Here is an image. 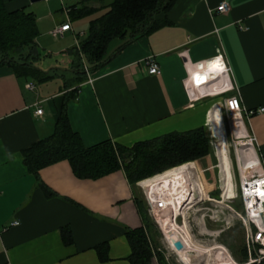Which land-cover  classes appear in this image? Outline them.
I'll use <instances>...</instances> for the list:
<instances>
[{
	"label": "crops",
	"instance_id": "0c3cea01",
	"mask_svg": "<svg viewBox=\"0 0 264 264\" xmlns=\"http://www.w3.org/2000/svg\"><path fill=\"white\" fill-rule=\"evenodd\" d=\"M4 1L9 11H28L31 5V0ZM69 1L72 4L45 0L38 14L31 11L40 34L41 29L51 34L66 23L72 29L60 37L72 30L77 34L76 45L62 50L60 59H51L42 68L38 67L41 56L33 60L52 78L53 70L69 72L64 86L58 90L39 87L31 77L18 76L10 65L0 66V264H133L127 231L140 227L148 231L139 205L146 199L124 169L83 179L68 160L44 167L38 176L25 164L23 151L54 133L68 91L76 88L67 111L71 126L87 147L108 140L133 147L140 141L203 126L217 134L223 114L216 123V106L233 93L193 99L188 88L193 87L192 74L197 80L199 71H217L220 77L225 65L232 68L244 104L249 109L264 107V0H175L168 11L157 15L166 24L136 39L120 38L113 50L109 46L105 63L91 71L92 82L89 75L81 81L75 71L77 58L71 50L79 47L85 29L73 22L89 17L90 27L91 20L104 11L105 6H100L104 0ZM222 2L229 4L228 12L217 10ZM74 6L95 11L74 19ZM57 11L66 20L56 18ZM150 56L161 65V75L148 72L144 61ZM213 62L222 66L209 67ZM29 82L36 84L35 90L27 88ZM39 107L42 115L36 113ZM244 132L257 137L264 160V112L250 121L245 118ZM214 148L211 142V152L195 161L200 171L215 165ZM250 149L256 154L257 149ZM221 151L219 147L222 161ZM222 175L225 185L223 170ZM40 182L55 194L47 195ZM15 221L20 224L12 225ZM149 264L159 262L154 256Z\"/></svg>",
	"mask_w": 264,
	"mask_h": 264
},
{
	"label": "trees",
	"instance_id": "16d2710c",
	"mask_svg": "<svg viewBox=\"0 0 264 264\" xmlns=\"http://www.w3.org/2000/svg\"><path fill=\"white\" fill-rule=\"evenodd\" d=\"M174 2L112 0L102 15L91 20L88 35L80 40V47L75 46L71 50L77 58L74 67L78 78L81 81L87 78L85 64L90 71H94L105 63L107 51L114 39H136L166 24L167 20L158 19L157 15L168 11ZM94 11L87 6H74L71 14L74 19H79ZM39 35L34 12L24 8L9 11L5 1L0 0V66L10 65L21 77L37 76L41 81L52 78L33 63L40 57L36 43ZM75 95L76 88L65 95L54 133L23 151L25 164L37 176L44 167L68 160L79 178L97 179L124 169L130 182L136 185L171 168L197 161L211 152L210 130L207 126L140 141L133 147H125L111 140L87 147L71 126L68 116V104L76 98ZM40 185L47 195L55 194L43 182ZM139 205L148 228V204L143 199ZM127 236L133 249L130 257L132 263H151L155 253L150 245L149 231L144 227L131 229L127 231ZM67 239L70 240L69 236ZM247 254V249L243 247L242 255L247 256L246 262ZM158 262L167 264L163 256L158 257Z\"/></svg>",
	"mask_w": 264,
	"mask_h": 264
},
{
	"label": "rangeland",
	"instance_id": "374dc122",
	"mask_svg": "<svg viewBox=\"0 0 264 264\" xmlns=\"http://www.w3.org/2000/svg\"><path fill=\"white\" fill-rule=\"evenodd\" d=\"M55 1L58 2L59 0ZM111 1L112 0H104V3L100 4V6H105L102 10L105 11L106 4L110 3ZM65 3L67 5L72 4L69 0H65ZM89 4L94 3L90 2ZM41 7H45V0H39L36 2L31 1V5L28 7V11H35L38 14ZM104 11L100 12L102 13ZM55 16L62 21L66 20L65 14L61 11H57ZM88 19L89 17L84 18L83 20H76L77 23L73 22V24L78 25V27H82L85 29L83 32L84 34L79 36L80 40L88 35ZM85 22L87 23V25H85ZM76 28L77 27L75 26L74 29L77 30ZM75 36L74 31L72 30L69 31L65 37L55 38L49 32H43L41 29V34L37 40L40 45L39 50L42 52V55H40L42 58L40 57L41 63L38 67H46L51 59H54L55 61L60 59L62 50L71 48L72 46L76 45ZM120 41V38H116L112 41V43L110 44L112 50L118 45ZM52 74L53 78H50L49 80L41 81L40 77L37 76H31V78L39 87L46 86L52 89L56 88L55 90H58L57 88H59V86L61 85L64 86L65 82H67L70 77L69 72H67L66 70H53ZM222 114L223 121L221 129L217 131V134L214 129L210 130L211 142L214 143V150L215 152H217L216 163L214 166H212L211 169L209 168L205 171L200 172L205 192L204 196L206 198V200L200 207L201 211L189 212L190 223H188L187 226L184 225L182 227V218H179V225H173V228L168 226L166 227V229L170 228V230L173 229L174 231L179 232L181 228L188 227L191 240L195 241L198 246H202L200 248L204 249L208 253H204V251H200L198 253V251H195L194 248H190L188 244L186 248L190 250V253H197L201 260H203L205 256L207 264H214V259L220 258L221 255L219 256V254L222 253V250H220L219 248L221 246H224L232 256V258L239 264H246L250 263L252 258H261L258 248L249 250L247 247V228L242 218V216L246 215V212L244 209L243 197L241 193V174L239 168L241 166V169L243 170L246 163V159L243 155L247 154L248 152H252V150L250 149V147L252 146L248 145L250 134H247L245 132L244 134L240 132L238 133V130L235 129L233 125L234 122L232 116L226 111V109H222ZM236 145H239L238 148L240 150V166L238 163ZM219 147L220 151L224 147L227 148L229 159L231 161L235 192L230 196H226L225 193L223 194L222 190V184H224L222 170L223 173L225 170L223 169L224 161L219 160ZM222 152L223 151H221V153ZM254 172V169H250L247 175L251 177ZM224 186L226 192L228 183L225 182ZM141 193L144 198L145 195L142 188ZM148 220L150 245L155 253L154 256L157 258V260L159 256H163L167 264H184L180 260L179 253L170 246L167 238L165 239L164 230L157 223L156 219L150 215L149 211ZM243 247L247 249V262L245 260L247 256L242 255L241 248ZM205 248H210V252ZM259 264H264V258H261Z\"/></svg>",
	"mask_w": 264,
	"mask_h": 264
},
{
	"label": "built area",
	"instance_id": "2783aa9c",
	"mask_svg": "<svg viewBox=\"0 0 264 264\" xmlns=\"http://www.w3.org/2000/svg\"><path fill=\"white\" fill-rule=\"evenodd\" d=\"M217 10L220 12H228L230 10V6L227 2H222L217 7ZM71 29V24L66 23L60 27H56L51 34L54 37H60L63 36L66 31ZM144 65L147 67L150 74H162V67L155 56L148 57L144 61ZM85 69L90 77L89 80L92 82L93 78L91 77V71L86 64ZM210 77H213V75L209 76V82L204 84L200 83L198 85V88L200 89L195 90L194 87L188 88L191 98L202 99L211 95L220 96L226 93H233L231 96L226 97L223 102L216 107L220 110H222V108L226 109V111L232 116L235 129L239 130L240 124L241 128L245 130V118L250 121L253 115L264 112V107L249 109L244 104L241 89L233 82V72L230 65H225L224 73L219 78L217 77L213 79ZM27 88L35 90L36 84L29 82L27 83ZM43 112L44 110L42 107H39L36 111L38 115H42ZM248 144L255 150L257 149L256 157L260 167L259 169H254L255 172L251 177L248 176L247 173L244 174L240 166L239 145H236L238 163L240 166L239 170L241 174V193L246 212V215L242 216V218L247 228L248 249L252 250L258 248L260 257L264 258V195H260L258 192H255L257 196L253 197L250 192L260 190L259 188H262V192H264V160L262 156L259 155V143L255 135H250ZM253 151L254 150L244 154L243 156H245V158H250L248 154H255ZM200 172L201 171L198 169L195 161H193L171 168L153 177L146 178L138 182L144 191L145 199L148 204V211L164 230L165 239V227L179 225V218H182V224L184 226L185 224L190 223L189 212L201 211L200 207L206 198L204 196L205 192ZM170 174H173V176L176 174V176L172 177L169 182H166L165 177ZM198 179L201 181V184H199ZM222 190L224 194V184H222ZM257 197L258 203H253L252 199ZM19 224V221L12 223L14 226ZM180 239L182 240V237H180ZM169 244L174 249L175 245L172 240L169 241ZM261 258H252L251 262L246 264H259Z\"/></svg>",
	"mask_w": 264,
	"mask_h": 264
},
{
	"label": "bare ground",
	"instance_id": "6f19581e",
	"mask_svg": "<svg viewBox=\"0 0 264 264\" xmlns=\"http://www.w3.org/2000/svg\"><path fill=\"white\" fill-rule=\"evenodd\" d=\"M213 63H212V66L209 65V67H212L213 68V66H215L216 64H217L218 67H221L222 66V63L221 62L219 64L216 63V62H213ZM224 70H225V68H224ZM216 72L211 71V73H209V74H207L205 72H202V71L197 72L196 73V77H199L200 78L199 81L196 80L195 79V76L192 74L191 76L193 78V87L195 85H199L200 83H203L204 84V83L209 82L208 79H209V76L210 75H213V77H210V78H213V79L217 78V73ZM223 72H222V74H223ZM195 90H196V88H195ZM220 112H222V111L217 107V109L215 110V122L216 123H218V118H219V121H221V119H220V115H221ZM239 132L243 134V128H241V125L240 124H239L238 133ZM223 149H225V150L223 151V155L221 154V158L224 161L223 162L224 163V166H225V167L223 166V169L225 170L224 171V173H225L224 175L226 177V183H228V188H227V190L225 192V195L226 196H228V195L230 196V195H233L234 192H235V190H234L233 172H232L231 161L229 159V155H228L227 148L224 147ZM248 155H249L250 158H245V156H244V158L246 159L245 166H244V168L242 170L244 174L245 173H248L250 169H252V170L253 169H259V167H260L259 166L258 159L256 157V154H253V153L251 154L250 153ZM252 156H253V158H252ZM175 176H176V174H174V176H173V174H170L169 176L165 177L166 182L167 181L169 182L171 180V178L172 177H175ZM153 188H154V186H153ZM259 189L260 190L250 191L252 193L253 197L254 196H257V194H255V192L262 193V188H259ZM257 199H258V197L257 198H253L252 199V202L253 203H258ZM187 224H185V225L187 226ZM181 226L183 227V225H181ZM169 227L173 228L174 226H169ZM165 231H166V238H167L168 243L172 239L173 235H177L179 237H182V241L185 243V249L182 250V251L177 250L176 247H174V249L179 253L180 260L184 264H207V262H206L207 260H205L206 257L204 256L203 260H201V258L197 255V253H194L196 255L194 261H191L189 259V254H190L189 251L190 250L188 248H186L187 247V244H188V246H190V248H194L195 251H198V253L200 251H204V253H208V252H206L204 249H201L200 247H202V246H198V244L195 241L191 240L188 227L181 228L179 232L174 231L173 229L170 230V228L169 229H166V227H165ZM205 249H207L210 252V248H205ZM219 249L222 250V253L219 254V256L221 255L220 258L214 259V261H213L214 264H239L237 261H235L232 258V256L229 254L228 250L224 246H221Z\"/></svg>",
	"mask_w": 264,
	"mask_h": 264
},
{
	"label": "water",
	"instance_id": "95a60500",
	"mask_svg": "<svg viewBox=\"0 0 264 264\" xmlns=\"http://www.w3.org/2000/svg\"><path fill=\"white\" fill-rule=\"evenodd\" d=\"M31 1H32V2H36V1H39V0H31ZM127 156H129V155L127 154ZM263 217H264V215H263ZM171 240L173 241V243H174V245H175V247H176L177 250L182 251V250L185 249V244H184V242L180 239L179 236H177V235H173V237H172ZM195 256H196V255H195L194 253H190V254H189V259H190L191 261H194V260H195Z\"/></svg>",
	"mask_w": 264,
	"mask_h": 264
},
{
	"label": "snow or ice",
	"instance_id": "6c2138e0",
	"mask_svg": "<svg viewBox=\"0 0 264 264\" xmlns=\"http://www.w3.org/2000/svg\"><path fill=\"white\" fill-rule=\"evenodd\" d=\"M199 79H200V78H199V77H197V80H198V81H199ZM259 194H260V195H264V192H262V193H259Z\"/></svg>",
	"mask_w": 264,
	"mask_h": 264
}]
</instances>
